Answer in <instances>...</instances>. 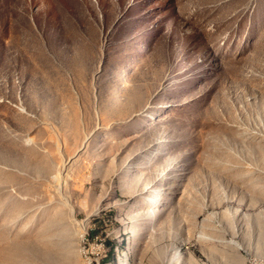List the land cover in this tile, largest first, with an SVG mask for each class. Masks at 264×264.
Wrapping results in <instances>:
<instances>
[{"label": "rangeland", "instance_id": "374dc122", "mask_svg": "<svg viewBox=\"0 0 264 264\" xmlns=\"http://www.w3.org/2000/svg\"><path fill=\"white\" fill-rule=\"evenodd\" d=\"M260 231L264 0H0V264H261Z\"/></svg>", "mask_w": 264, "mask_h": 264}, {"label": "bare ground", "instance_id": "6f19581e", "mask_svg": "<svg viewBox=\"0 0 264 264\" xmlns=\"http://www.w3.org/2000/svg\"><path fill=\"white\" fill-rule=\"evenodd\" d=\"M260 234L263 236V240H264V233H263V231H260ZM246 237V234H244V238ZM220 255H222L223 256V258H225V255H227V254H225L224 252H221V254ZM228 256V255H227ZM229 257V256H228ZM226 259V258H225ZM232 259V258H231ZM238 260V259H237ZM232 261H233V263L234 264H239V261H236V259H232ZM261 264H264V260L262 261V263Z\"/></svg>", "mask_w": 264, "mask_h": 264}]
</instances>
